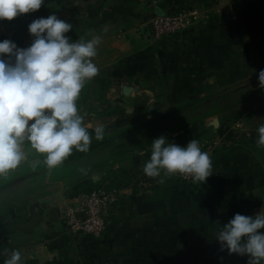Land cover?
<instances>
[{
  "label": "crops",
  "instance_id": "crops-1",
  "mask_svg": "<svg viewBox=\"0 0 264 264\" xmlns=\"http://www.w3.org/2000/svg\"><path fill=\"white\" fill-rule=\"evenodd\" d=\"M194 8L206 9L207 19L178 36L152 40L142 30L155 14ZM53 13L73 25L68 36L111 38L121 53L86 82L76 101L86 124L104 125V138L93 134L92 148L127 133L137 146L136 135L146 128L190 103L246 91L264 69V0H45L37 12L0 20V41L28 47V25ZM262 124L263 90L165 136L180 146L192 139L209 144L202 151L212 160V175L204 183H185L163 170L147 177L142 169L150 145L134 147L112 168L121 175L113 189L119 196L105 213L99 241L66 231L60 209L78 196L61 186L49 195L1 202L0 264L13 249L22 264H247L246 256L222 252L216 236L234 214L264 211V147L256 143ZM25 151V161L0 175L43 164L41 154L27 145Z\"/></svg>",
  "mask_w": 264,
  "mask_h": 264
},
{
  "label": "clouds",
  "instance_id": "clouds-1",
  "mask_svg": "<svg viewBox=\"0 0 264 264\" xmlns=\"http://www.w3.org/2000/svg\"><path fill=\"white\" fill-rule=\"evenodd\" d=\"M45 0H0V20L37 12ZM73 25L53 13L34 19L28 25L32 37L26 48L9 39L0 41V174L17 168L27 159L25 145L41 154L49 168L59 166L73 149L86 152L92 142L102 140L103 124L85 123L76 101L87 81L99 69V36L73 41L67 35ZM258 86L264 89V69L258 73ZM89 129H92L90 133ZM259 147H264V124L257 129ZM168 175L190 176L204 183L212 175V160L199 141L185 146L161 135L151 140L150 159L143 173L150 178L161 171ZM264 211L254 215L234 214L216 236L220 250L228 255L246 256L247 264L264 262ZM3 264H22L21 252L11 250Z\"/></svg>",
  "mask_w": 264,
  "mask_h": 264
},
{
  "label": "rangeland",
  "instance_id": "rangeland-1",
  "mask_svg": "<svg viewBox=\"0 0 264 264\" xmlns=\"http://www.w3.org/2000/svg\"><path fill=\"white\" fill-rule=\"evenodd\" d=\"M142 30L148 39L166 40L173 38L155 39L149 27L144 26ZM93 37H96L94 33L86 32L80 36H71V39L73 41L79 39L90 40ZM113 43L114 40L106 38L101 39L100 44L97 46V55L92 60L99 71L120 58L121 53L117 48L112 46ZM261 90L264 91V89L258 86L257 82L246 91H226L213 97H207L190 103L176 114L168 117V119L157 122L152 127L146 128L143 132L136 135L140 139V142L136 143L137 146L130 143V133H127L124 134V139H119L114 144L97 145L93 146V148L89 146L86 152H79L73 149L72 154L55 168H49L43 163L39 167H28L23 171L14 172V174L4 178L0 175L3 180L2 184L8 182L7 185H9L7 186V190L0 192V203L5 200L10 201L33 198L39 195H49L59 188V186L68 195L93 190L112 191L116 188L121 177L118 170H113L112 168L121 159L128 156L134 147L140 146L142 148L148 146L154 138L179 131L189 123L201 121L207 116L222 113L228 107H232L235 104L249 101L256 91ZM131 136L135 137L134 135ZM100 174L102 178L97 180L96 178L100 177ZM79 184H81L82 188L74 193L75 190L73 188Z\"/></svg>",
  "mask_w": 264,
  "mask_h": 264
},
{
  "label": "built area",
  "instance_id": "built-area-1",
  "mask_svg": "<svg viewBox=\"0 0 264 264\" xmlns=\"http://www.w3.org/2000/svg\"><path fill=\"white\" fill-rule=\"evenodd\" d=\"M204 8H194L185 11L164 12L155 14L145 26L149 27L155 39H165L178 36L184 30L207 19ZM208 150L209 144H200ZM182 182H193L187 175L174 174ZM119 196L116 191L93 190L82 193L71 203L60 209V221L66 231L74 236L88 235L96 241L101 240L106 231L105 213L109 205Z\"/></svg>",
  "mask_w": 264,
  "mask_h": 264
},
{
  "label": "trees",
  "instance_id": "trees-1",
  "mask_svg": "<svg viewBox=\"0 0 264 264\" xmlns=\"http://www.w3.org/2000/svg\"><path fill=\"white\" fill-rule=\"evenodd\" d=\"M168 12V11H167ZM170 12H175L174 10H170ZM3 177V176H2ZM4 178V177H3ZM3 180H2V178L0 177V185L3 183L2 182ZM82 187H81V184H79V185H77L75 188H73V190H75L74 191V193H76L78 190H80ZM88 192H90V191H85V192H78V193H76V194H73L72 196H79L80 194H82V193H88Z\"/></svg>",
  "mask_w": 264,
  "mask_h": 264
}]
</instances>
